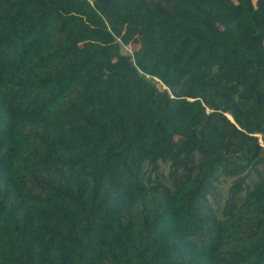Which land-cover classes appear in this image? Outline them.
Listing matches in <instances>:
<instances>
[{
	"label": "trees",
	"instance_id": "trees-1",
	"mask_svg": "<svg viewBox=\"0 0 264 264\" xmlns=\"http://www.w3.org/2000/svg\"><path fill=\"white\" fill-rule=\"evenodd\" d=\"M0 264H264V0H0Z\"/></svg>",
	"mask_w": 264,
	"mask_h": 264
},
{
	"label": "rangeland",
	"instance_id": "rangeland-1",
	"mask_svg": "<svg viewBox=\"0 0 264 264\" xmlns=\"http://www.w3.org/2000/svg\"><path fill=\"white\" fill-rule=\"evenodd\" d=\"M140 37H138V39H139ZM139 42L137 41L135 44H133V45H131L129 48L130 49H132V50H134V49H137L138 47H139Z\"/></svg>",
	"mask_w": 264,
	"mask_h": 264
}]
</instances>
